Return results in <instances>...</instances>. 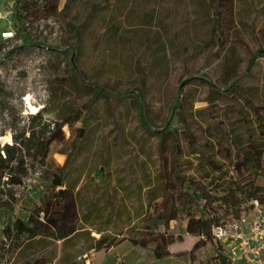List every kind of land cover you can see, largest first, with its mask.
<instances>
[{"label":"rangeland","instance_id":"374dc122","mask_svg":"<svg viewBox=\"0 0 264 264\" xmlns=\"http://www.w3.org/2000/svg\"><path fill=\"white\" fill-rule=\"evenodd\" d=\"M214 2L127 0L119 4L118 0H58V15L28 21L40 48L20 50L22 43L10 40L0 51V84L10 95V106L19 123L14 127L9 123V112L1 113L0 146L11 144L14 134L28 130L31 118H22L21 102L27 92L38 100L33 107L48 110L35 121L40 127L51 129L54 122L80 110L82 117L88 110L93 113L79 152L75 137L81 123L77 119L72 126L63 128L64 141L53 144L49 153V160L60 166L73 161L68 182L79 180L77 201L83 213L88 207L97 209L85 227L91 237L99 238L98 230L126 234L129 225L138 229L144 224L143 217L154 218L163 210L166 182L176 201L182 202L177 169L197 186L225 174L237 178L253 169L264 173V58H258L250 71L247 69L254 54L264 52V0H221L216 33L212 31L216 23ZM112 26H116L115 34L108 32ZM2 32H15L10 20H0ZM14 48L16 52L6 58L5 54ZM54 48L61 51L63 60L74 58L76 72L63 70L62 65V71L56 73L49 66ZM39 64L41 72L37 70ZM193 77L209 83L190 80L183 87V116L189 135L183 129L179 133L177 168L172 140H166V178L161 177L159 137L141 129L134 102L110 99L105 110L104 100L95 99V90L87 85L105 86L114 94L143 91L149 119L154 126L162 127L173 112L178 88ZM234 83L239 91L249 94L245 95L248 101L241 98L232 102L225 95L224 91ZM174 121V126L180 127L176 117ZM28 164L26 189L14 188L20 200L29 195V189L47 182L39 163ZM100 169L107 189L97 187L102 177L97 174ZM19 214L26 217L23 211ZM190 239L172 250H187ZM87 244L80 236L76 249L81 250V255L94 252L84 250ZM48 245L39 253L59 255L62 242L51 241ZM18 252L15 249L12 255L0 257V264H24L25 258L36 253L28 251L22 257ZM184 257L147 260L125 242L110 252H97L94 260L95 264H189ZM57 260L53 264H59Z\"/></svg>","mask_w":264,"mask_h":264},{"label":"trees","instance_id":"16d2710c","mask_svg":"<svg viewBox=\"0 0 264 264\" xmlns=\"http://www.w3.org/2000/svg\"><path fill=\"white\" fill-rule=\"evenodd\" d=\"M214 1L216 23L212 31L216 33L220 27L218 9L221 0ZM58 14V0H15V8L10 21L13 23L16 36L13 41L20 40L22 43L18 49L41 47V43L32 36L29 19L48 20ZM67 27L69 30H74L70 25ZM111 31L115 34L116 26H112L108 30V32ZM7 42L0 38V51ZM65 45L71 48L68 42H65ZM15 52L16 48L11 49L5 54V57L10 58ZM53 52V60L49 66L56 73L62 71V65H65L63 70L71 69L76 72L73 57L63 60L61 51L54 48ZM260 57L264 58V52L258 50L248 64V71ZM190 80L209 83L206 79L194 77L183 82L178 88L177 102L173 112L162 127L154 126L149 119L148 105L143 91L132 90L114 94L108 87H99L88 83L87 85L95 90V99L104 100L105 110L109 108L110 99H130L134 102L141 129L159 137L158 151L162 160L161 177L166 178L167 160L164 156V145L168 138L172 140L174 168H177L180 155L179 133L181 129L187 131L188 128L183 116V87ZM59 84L61 86L63 82ZM224 93L228 98H231L232 102L237 103L241 98L248 101L245 95L249 94L243 90L239 91L237 83L229 86ZM9 96L0 84V115L4 110H7L9 123L16 127L19 124L18 118L15 110L10 106ZM85 107L87 108L84 106L82 109L85 110ZM43 112L48 113V110H43ZM88 112L82 117L80 110L72 116L63 118L60 122H54L51 129L36 125L35 121L41 118V113L31 119L28 130L14 134L12 145L0 146L1 259L12 255L17 249L22 257L25 252H36L32 257L25 258L24 264H53L55 259H58L59 264H84L83 261L77 260L79 253L81 255V250L76 249L77 241L81 236L88 242L84 250L86 252L94 251L95 254L97 252L106 253L128 242L140 253H143L147 260L151 261L185 256L189 264H231L222 244L215 242L213 229L247 214L252 201L264 205V177L261 176L264 173L253 169L237 178L225 174L219 180L213 179L209 184L197 186L192 179L180 175L181 172L177 169L178 177L182 181V202L176 201L166 182L163 188V210L154 218L150 215L143 217L144 224L138 229L131 228L132 225H129L126 234L121 231L106 233L107 230H98L97 234L100 237L93 238L90 236V232L85 230V227L90 224L92 215L97 209L94 206L88 207L83 213V206L80 201H77L76 196L79 180L71 184L68 182L73 161L67 160L64 165L60 166L49 160L50 147L64 141L63 128L72 126L77 119H80L81 126L77 129L75 143L78 145L77 151H80L93 120L92 111ZM175 117L180 127L174 126ZM1 135L3 132H0ZM187 135H189L188 131ZM29 161L32 162V166L36 163L40 164L42 173L47 177V182L34 189H29V195L20 200L14 188L22 186L23 189H26L24 179L30 169ZM243 162L242 159L237 165L238 170ZM101 171L100 169L97 173L99 177L102 176L98 182L100 185L97 187L98 189H107L106 177ZM57 189L62 190V196ZM19 211H23L26 217H22ZM171 223H175V226L171 227ZM189 237L191 238L190 248L180 252L172 250L174 246L184 244ZM51 241L62 242L59 255L54 252H50L49 255L40 254V250L44 251L49 248L48 243Z\"/></svg>","mask_w":264,"mask_h":264},{"label":"built area","instance_id":"2783aa9c","mask_svg":"<svg viewBox=\"0 0 264 264\" xmlns=\"http://www.w3.org/2000/svg\"><path fill=\"white\" fill-rule=\"evenodd\" d=\"M14 8L15 0H0V20L9 21ZM15 37V32H2L0 34V38L4 41L15 40ZM41 66L42 64H39L37 67L39 72H41ZM21 102L24 107L22 118L26 121L43 112L44 107H33V102H38V100L30 92L21 97ZM12 144L13 142L8 145ZM250 207L247 214L213 229L215 242L222 244L231 264H238L244 259L251 260L256 264L264 263V205L252 201ZM93 258L94 252L82 254L77 257V260L83 261L84 264H95Z\"/></svg>","mask_w":264,"mask_h":264},{"label":"crops","instance_id":"0c3cea01","mask_svg":"<svg viewBox=\"0 0 264 264\" xmlns=\"http://www.w3.org/2000/svg\"><path fill=\"white\" fill-rule=\"evenodd\" d=\"M133 3L135 2V0H131ZM118 2H119V4H120V2H124V3H127V0H118ZM78 186H79V184L77 185V189H78ZM77 189H76V191H77ZM117 248V247H116ZM113 249H115V248H113ZM113 249H111V250H113ZM111 250H109V251H107V252H110ZM106 252V253H107ZM96 257V254L94 253V258ZM94 258H93V260H94ZM94 262H95V260H94ZM238 264H256V263H253L251 260H248V259H244L243 261H241L240 263H238ZM257 264H264V263H257Z\"/></svg>","mask_w":264,"mask_h":264},{"label":"water","instance_id":"95a60500","mask_svg":"<svg viewBox=\"0 0 264 264\" xmlns=\"http://www.w3.org/2000/svg\"><path fill=\"white\" fill-rule=\"evenodd\" d=\"M59 194H60V196H62V190H59Z\"/></svg>","mask_w":264,"mask_h":264}]
</instances>
